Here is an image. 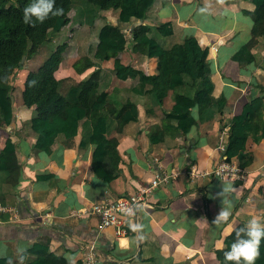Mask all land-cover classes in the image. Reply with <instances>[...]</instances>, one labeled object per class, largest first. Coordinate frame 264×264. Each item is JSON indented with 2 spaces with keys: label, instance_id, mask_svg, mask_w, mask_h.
Wrapping results in <instances>:
<instances>
[{
  "label": "crops",
  "instance_id": "1",
  "mask_svg": "<svg viewBox=\"0 0 264 264\" xmlns=\"http://www.w3.org/2000/svg\"><path fill=\"white\" fill-rule=\"evenodd\" d=\"M253 10V4L244 0H155L144 22L126 24L119 23L118 11L105 12L116 17L112 24L126 31L170 22L174 35L160 40L164 48L195 37L210 52L214 97L227 99L223 113L213 120L192 127L188 134H174L164 129L165 116L178 95L194 96L192 88L169 90L164 102L155 104L151 94L135 92L137 80L115 76L114 60L99 65L98 90L109 93L118 108L131 101L139 112L138 121L128 124L123 133L114 120L109 122L107 136L118 140L121 156L119 176L109 184L92 171L89 120L80 123L75 138L60 135L51 154L37 151V135L30 126L33 109L18 96L12 124L0 126V152L11 139L21 167L16 185L8 184L7 174L0 172V207L8 209L0 212V258L20 263L21 249L27 252L42 237H49L52 250L64 248L68 264L70 260L85 264L90 246L96 249V264H219L216 252L225 248L226 237L253 216L264 222V140L258 144L248 140L246 150L232 160L244 170L243 179L221 180L212 174L228 143L231 120L251 100L264 99V36L252 50V65L241 67L233 61L252 39L254 24L247 12ZM120 59L146 75L158 74V58L136 54L128 46ZM71 71L80 82L93 69L81 74L73 66ZM193 114L198 120L197 108ZM149 133L163 134L164 140L152 144ZM157 172L173 177L154 191L151 207L141 210L139 230L129 228L126 235H118L114 228H98L99 218L89 214L96 203L138 193ZM40 176L51 178L40 180ZM222 208L230 216L214 224Z\"/></svg>",
  "mask_w": 264,
  "mask_h": 264
},
{
  "label": "trees",
  "instance_id": "2",
  "mask_svg": "<svg viewBox=\"0 0 264 264\" xmlns=\"http://www.w3.org/2000/svg\"><path fill=\"white\" fill-rule=\"evenodd\" d=\"M253 4L254 10L247 12L252 18V39L234 56L233 61L241 67L255 62L252 50L258 39L264 36V0H244ZM31 0H0V126H9L14 120L15 85L12 84L18 72L23 69L20 63L23 57L32 59L38 48L48 43L50 33H60L71 24L70 12L74 9L83 24L97 27V42L92 55L75 65L78 73L93 69L91 75L80 82L73 79H57L56 72L64 60L67 43L58 45L43 63L34 71L28 72L23 81L19 96L23 105L33 109L31 129L37 135L35 150L47 154L54 151L60 135L70 140L78 135L80 123H91L90 143L94 146L92 171L103 183L109 184L119 176L121 156L118 140L108 138L110 120L116 122L117 131L123 133L125 127L139 119L137 105L127 101L118 108L109 93L97 88L102 73V65L114 60V74L120 80H137L134 88L139 95L151 94L155 104H162L169 90L187 86L194 90L193 97L178 95L171 112L165 116L164 129L168 132L188 134L192 127L213 120L215 114L223 113L227 99L215 98V84L209 61L210 52L202 48L195 37H188L181 43L164 48L160 40L174 35L170 22L155 27L141 24L133 28L131 35L120 25L107 20L105 12L118 11L119 23H131L134 20L144 22L155 0H55L56 7L63 8V15L50 16L44 23L23 22V9ZM79 2L81 5H77ZM76 7V9H75ZM130 47L132 52L148 58H158V74L146 75L130 65H124L120 55ZM35 81V84L33 82ZM150 86L148 92L146 87ZM199 110L198 120L193 114ZM264 99L257 98L248 102L242 113L230 122V136L224 156L228 162L246 150L248 140L260 143L264 140ZM160 129V128H159ZM152 144L164 140L163 134L156 137L149 133ZM83 144V143H82ZM85 145V143H84ZM16 143L7 139L0 152V172L7 174L10 185H16L20 176V162ZM250 163H244L246 168ZM50 179L40 176L38 179ZM241 224L225 239V248L217 251L219 264H225L224 252L228 251ZM64 250V248H63ZM63 250H52L50 238L42 237L32 249L22 253L24 264H68ZM260 257L255 264H264V239L261 241ZM0 264H20L7 258H0Z\"/></svg>",
  "mask_w": 264,
  "mask_h": 264
},
{
  "label": "built area",
  "instance_id": "3",
  "mask_svg": "<svg viewBox=\"0 0 264 264\" xmlns=\"http://www.w3.org/2000/svg\"><path fill=\"white\" fill-rule=\"evenodd\" d=\"M215 178L221 180L237 181L243 179L244 170L238 168L232 162H228L224 156L219 164L212 171ZM173 177L165 172H157L154 179L143 186L136 194L125 197H118L106 202L96 203L89 211L90 215L99 218L98 228L104 230L114 228L118 235H126L132 225H137L140 212L143 208L151 207L150 198L154 191L161 185L169 183ZM140 206V210L134 216L126 214L125 209L133 206ZM8 209L0 207V212H7ZM85 264H96V249L94 246L89 248V256L85 258Z\"/></svg>",
  "mask_w": 264,
  "mask_h": 264
},
{
  "label": "clouds",
  "instance_id": "4",
  "mask_svg": "<svg viewBox=\"0 0 264 264\" xmlns=\"http://www.w3.org/2000/svg\"><path fill=\"white\" fill-rule=\"evenodd\" d=\"M63 12V8L56 7L55 0H31L23 9V22L35 26L34 21L44 23L50 16L58 17L63 15ZM127 34L131 35V31H127ZM33 84H35V81ZM139 210L140 206L137 205L125 209V212L129 216H134ZM229 216L230 212L222 208L215 218L214 224L226 222ZM131 227L133 231L140 229L139 225H132ZM262 239H264V222L261 221L260 217L253 216L243 227L236 231L235 239L229 250L224 252L225 264H255V261L261 255ZM25 251L24 249L20 250L21 253ZM25 259L26 257L21 254L20 264H24ZM70 264H73L71 260Z\"/></svg>",
  "mask_w": 264,
  "mask_h": 264
},
{
  "label": "rangeland",
  "instance_id": "5",
  "mask_svg": "<svg viewBox=\"0 0 264 264\" xmlns=\"http://www.w3.org/2000/svg\"><path fill=\"white\" fill-rule=\"evenodd\" d=\"M76 4L81 5L79 2H76ZM69 17L72 21L69 26L60 33H50L49 42L38 48L37 53L32 59H26L23 69L18 72L12 83L16 86V93L14 95L15 100L18 99V93L21 91L23 81L28 72L36 70L49 54L62 43H67L68 48L64 54L63 69L58 72L57 77H59L58 79H73L77 81V79L74 78L76 74L71 71L72 67H75L76 64H80V61L84 62L86 58H89L88 54L92 52L97 42V27L99 28L101 26L100 24L104 22V19L101 18L98 23L96 22L95 27H90L80 22L81 18L74 9L70 12ZM103 17H106L110 22L116 21V17L112 15L105 14ZM88 71L86 72L87 74L89 73ZM85 75H82V77L84 78ZM79 77L81 76L79 75Z\"/></svg>",
  "mask_w": 264,
  "mask_h": 264
},
{
  "label": "water",
  "instance_id": "6",
  "mask_svg": "<svg viewBox=\"0 0 264 264\" xmlns=\"http://www.w3.org/2000/svg\"><path fill=\"white\" fill-rule=\"evenodd\" d=\"M26 61V57H23L21 63H20V67L23 68L24 67V63Z\"/></svg>",
  "mask_w": 264,
  "mask_h": 264
}]
</instances>
